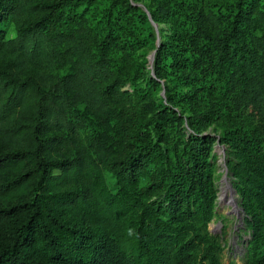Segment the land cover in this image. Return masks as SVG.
Segmentation results:
<instances>
[{
	"label": "trees",
	"instance_id": "16d2710c",
	"mask_svg": "<svg viewBox=\"0 0 264 264\" xmlns=\"http://www.w3.org/2000/svg\"><path fill=\"white\" fill-rule=\"evenodd\" d=\"M231 113L264 264V0H0V264H222L203 132Z\"/></svg>",
	"mask_w": 264,
	"mask_h": 264
},
{
	"label": "rangeland",
	"instance_id": "374dc122",
	"mask_svg": "<svg viewBox=\"0 0 264 264\" xmlns=\"http://www.w3.org/2000/svg\"><path fill=\"white\" fill-rule=\"evenodd\" d=\"M235 0H229L233 2ZM140 6L144 7L142 4ZM102 7V5H101ZM99 7L96 9L98 10ZM145 10V9H144ZM147 11V10H145ZM155 25V24H154ZM155 28L158 32V27L155 25ZM10 36H15L16 31L14 28L9 30ZM158 38L155 43L148 45L146 48H143L139 53H143L151 63L152 75H153V64L152 56L156 53L157 46L160 41V35L157 34ZM155 59V56H154ZM154 63V61H153ZM135 85L127 83L124 89L131 91L136 94L137 90ZM139 92V90H138ZM153 92V91H151ZM153 97L157 99L158 104L165 103V94L162 92H153L151 93ZM143 95L135 96V103L138 104L143 100ZM162 97L163 99H161ZM161 107V105L159 106ZM149 108H143L142 110H137V114L140 117H144L149 111ZM134 108H131L129 113L133 112ZM176 127L169 128V134L174 141L182 140L183 130L189 132L188 125L185 121L175 125ZM255 123L250 122L242 117L236 116L234 114H224L219 119L210 123L203 134H209L215 137L216 141L211 151V157H214L217 164V173H216V186H217V197L214 204L215 214L211 222L209 223V230L212 234L216 235L223 247L222 255V264H230L234 262L236 264H245V259L247 256V247L250 239L252 238V231L249 225V217L245 213V210L242 205V197L237 192L235 187L238 183V179L229 170V163L233 154H231L229 144L222 142L221 138L227 130H232L234 128H241L244 132L248 134H255ZM111 178H108L107 181H110ZM231 187H230V186ZM224 186H229L228 196L221 198L222 188ZM237 208L238 212H235L234 209Z\"/></svg>",
	"mask_w": 264,
	"mask_h": 264
},
{
	"label": "bare ground",
	"instance_id": "6f19581e",
	"mask_svg": "<svg viewBox=\"0 0 264 264\" xmlns=\"http://www.w3.org/2000/svg\"><path fill=\"white\" fill-rule=\"evenodd\" d=\"M230 186V185H229ZM229 186H224L222 188V193H221V198L223 199L224 197H227L228 196V192H229V189L230 187ZM235 212H238L239 210H237V208L234 209Z\"/></svg>",
	"mask_w": 264,
	"mask_h": 264
},
{
	"label": "water",
	"instance_id": "95a60500",
	"mask_svg": "<svg viewBox=\"0 0 264 264\" xmlns=\"http://www.w3.org/2000/svg\"><path fill=\"white\" fill-rule=\"evenodd\" d=\"M144 9L147 10L146 7H144ZM158 45H159V44H158ZM156 51H157V50H156ZM156 51H155V53H156ZM154 56H155V54L152 56V64H153V61H154ZM153 73H154V70H153Z\"/></svg>",
	"mask_w": 264,
	"mask_h": 264
}]
</instances>
